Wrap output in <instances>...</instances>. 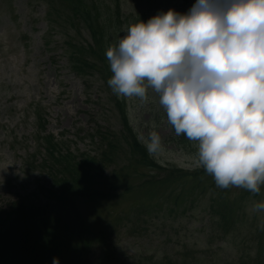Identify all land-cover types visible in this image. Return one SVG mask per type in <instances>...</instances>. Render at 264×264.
<instances>
[{"label":"rangeland","instance_id":"1","mask_svg":"<svg viewBox=\"0 0 264 264\" xmlns=\"http://www.w3.org/2000/svg\"><path fill=\"white\" fill-rule=\"evenodd\" d=\"M123 1H132L125 6L132 20L131 14L149 10L144 0ZM115 3L96 0L94 9L108 19ZM72 10L65 0H0V213L15 214L24 201L30 206L44 204L40 198L55 181L51 165L60 153L98 157V131H121L115 94L107 83L110 70L103 69L109 64L103 58L96 63L86 59L96 72L76 73L80 64L84 67V61L76 59L78 48L91 44L92 52L97 50L89 26ZM121 34L113 33L109 43H117ZM122 98L148 149L151 134L158 135L159 144L151 151L154 159L196 180L175 186L177 174L165 173L140 189L150 169L132 168L128 154L115 168L106 167L107 176L126 174L118 175L117 181L122 188L124 183L131 185L133 191L110 197L88 194L60 207L53 216V204L48 210L67 238L85 232L90 238L101 235L75 260L82 264L263 262L264 212L254 211V205L264 201V187L256 195L236 187L220 189L203 168L196 167V147L186 151L168 141L172 126L156 93L149 89L146 100ZM47 140L55 145L57 156L50 155ZM144 205L147 211L135 221ZM0 264L32 263L0 253Z\"/></svg>","mask_w":264,"mask_h":264},{"label":"clouds","instance_id":"2","mask_svg":"<svg viewBox=\"0 0 264 264\" xmlns=\"http://www.w3.org/2000/svg\"><path fill=\"white\" fill-rule=\"evenodd\" d=\"M114 94L158 95L217 187H264V0H196L130 25L106 50ZM159 144L151 134L149 150ZM264 212V201L254 205ZM53 264H60L58 258Z\"/></svg>","mask_w":264,"mask_h":264},{"label":"trees","instance_id":"3","mask_svg":"<svg viewBox=\"0 0 264 264\" xmlns=\"http://www.w3.org/2000/svg\"><path fill=\"white\" fill-rule=\"evenodd\" d=\"M73 8L72 12L82 24L89 26L94 37L96 45V52H92L90 45H87L85 49L78 48L76 53L79 61H84V67L82 64L77 67L79 71L76 73H85L94 71L96 72L95 65L87 63L86 59L91 63H96L97 59H104L105 64H108L106 58V46L109 47L110 38L113 33L125 35V30L132 24L139 22L140 20L147 22L148 19L156 16L160 12H167L168 10H175L178 13L184 14L196 3V0H144L143 3L147 4L148 11H141L131 14L134 18H130L125 13V6L131 5L125 1H118L111 8L109 18H103L98 16V12L94 9L96 0H65ZM113 4V3H112ZM184 5V7H182ZM138 8V7H137ZM91 35V34H90ZM89 46V47H88ZM89 55L95 57L91 58ZM106 71L110 70V67H103ZM110 76L112 75L109 71ZM108 80V78H107ZM158 96V95H157ZM121 96L113 95L115 101V108L118 111L119 121L121 124V131L117 134L111 132V130L102 133L100 140V153L98 157L80 156L75 157L74 154L60 153L58 160L51 165L52 171L57 175L51 189H46L40 199H43L44 204L29 205L27 201L21 203V206L17 208L15 214H3L0 213V253L6 254L9 259L13 257H23L24 260L30 261L32 264H53V260L58 258L60 264H82L75 260V255L79 254L83 247L93 242H97L101 235L94 234L96 236L89 237L88 232L81 234V237L74 238L70 236L65 237L63 233L59 232L61 228L57 220H52L48 215V210L53 204L54 211L50 213L52 216L54 212L68 204L72 205L79 198H86L88 194L99 196L104 194L105 197L114 196L115 194H129L133 191L131 185L122 188L123 183L117 181V176L126 174L116 172L115 174L107 176L105 168L109 166V169L116 167L117 163L121 160H127L125 157L128 154V164L132 165V168H138L144 166L150 169V172L142 177V182L139 184V188L143 189L144 185L156 182L159 175L165 176V173L177 174L175 180V186H179L184 181L186 183L196 180L191 175H184L183 172L176 167H169L162 165L156 159H154L151 151L147 147V143L144 139L139 138L140 132L136 127H133V121L131 118L130 110L127 104L120 99ZM126 101V100H125ZM119 104V105H118ZM161 112H164L162 110ZM170 126V125H169ZM174 129L172 128L171 139L168 141L173 144L182 146L186 151L188 148L196 147L195 143L189 141L183 135L173 136ZM173 136V139H172ZM48 148L51 156H57L55 153L56 147L53 143L47 140ZM102 152V153H101ZM97 158V159H96ZM100 158V160H99ZM124 158V159H123ZM101 167V168H100ZM118 173V174H117ZM139 175L140 173L137 172ZM201 173V172H199ZM201 176L196 174V177ZM165 183L166 177H163ZM179 181L180 183H178ZM181 184V185H182ZM174 193V192H173ZM102 194V195H103ZM174 195H169L173 197ZM179 197H175V201ZM172 200V199H171ZM179 199L175 202L177 203ZM192 204L193 202H189ZM42 208V211L40 209ZM139 213L135 221H139L142 213L147 211L146 205L140 206ZM220 218H223V213H219ZM224 219V218H223ZM32 221V222H31ZM66 224H64L65 226ZM68 225H66L67 227ZM261 237H259L260 239ZM264 246V243H263ZM158 263V262H157ZM152 262L148 264H157ZM87 264V263H84ZM145 264V263H138ZM158 264H177L170 260ZM198 264V262H197ZM255 264H264V261H256Z\"/></svg>","mask_w":264,"mask_h":264}]
</instances>
